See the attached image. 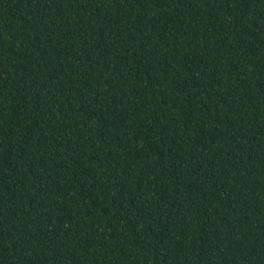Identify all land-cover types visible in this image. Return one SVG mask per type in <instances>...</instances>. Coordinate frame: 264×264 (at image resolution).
Wrapping results in <instances>:
<instances>
[{
  "label": "trees",
  "instance_id": "1",
  "mask_svg": "<svg viewBox=\"0 0 264 264\" xmlns=\"http://www.w3.org/2000/svg\"><path fill=\"white\" fill-rule=\"evenodd\" d=\"M0 264H264V0H0Z\"/></svg>",
  "mask_w": 264,
  "mask_h": 264
}]
</instances>
